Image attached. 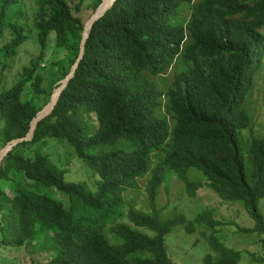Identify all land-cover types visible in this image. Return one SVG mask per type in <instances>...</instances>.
Instances as JSON below:
<instances>
[{
  "label": "trees",
  "instance_id": "1",
  "mask_svg": "<svg viewBox=\"0 0 264 264\" xmlns=\"http://www.w3.org/2000/svg\"><path fill=\"white\" fill-rule=\"evenodd\" d=\"M31 1L39 48L0 92L3 146L27 136L81 52L84 0ZM101 2L87 5L96 10ZM25 5L0 0V77L29 38ZM263 29L264 0H115L93 23L51 113L2 161L0 247L45 253L31 264H175L165 240L180 226L206 237L203 264H242L241 251L215 234L227 221L215 207L191 219L174 208L162 218L156 199L173 176L190 197L210 189L246 208L255 225L239 230L264 243V134L254 136L247 108L264 63ZM74 111L95 118L96 130H86ZM50 139L71 145L64 146L72 158L73 148L98 176L93 186L66 180L44 150ZM195 170L204 181L190 175ZM140 180L151 211L125 210V193Z\"/></svg>",
  "mask_w": 264,
  "mask_h": 264
},
{
  "label": "rangeland",
  "instance_id": "2",
  "mask_svg": "<svg viewBox=\"0 0 264 264\" xmlns=\"http://www.w3.org/2000/svg\"><path fill=\"white\" fill-rule=\"evenodd\" d=\"M92 0H84L81 10L79 12L84 21V25L90 24L92 15L96 12L91 5H87ZM74 2V0H73ZM106 2V1H105ZM33 2L26 0L24 18L27 16V23L30 25L29 38L18 49L17 55L8 61L7 68L3 71V76L0 77V92L6 88L12 87L18 78L21 77V72L24 66L30 64V59L38 52L37 30L33 27V12L31 10ZM105 7V6H104ZM112 7V6H111ZM264 31V29H263ZM55 32L52 31L49 35L48 58L55 57ZM44 71V75H46ZM62 85L63 80L59 81ZM58 82V83H59ZM46 82L45 86H47ZM57 84L56 86H58ZM57 88V87H56ZM54 88V90L56 89ZM53 90V92H54ZM53 94V93H52ZM28 93L25 94L28 97ZM52 97V95H51ZM251 97V98H250ZM248 110L253 117V134L254 136H262L264 134V63L260 70L255 74L253 79V86L248 96ZM50 102L46 104L48 107ZM46 106L42 109L44 110ZM47 109V108H46ZM45 109V110H46ZM50 110V108H49ZM83 123L86 130L94 132L97 128V121L92 116L86 113L74 111ZM65 144L71 146L67 142H59L55 139H50L48 146L44 148L45 152L51 156L57 166L66 170L65 178L68 181H86L90 186H93L98 179L96 174H93L89 166L79 159V157L72 151L74 157L70 154V148L64 146ZM7 145V144H6ZM4 147L0 144V152ZM69 151V152H67ZM245 155L249 156L248 145L245 146ZM197 173L198 178L203 175L199 171H190V175ZM1 181V180H0ZM165 186V187H164ZM9 193V190L7 189ZM196 197H190L185 189L184 182L173 176L168 185L162 184L158 190L156 199L157 208L162 210V218H167L168 212L171 213L174 208L183 210L186 217L191 219L194 215L203 211L205 207L212 206L217 210L216 217L221 219L226 218L224 225L219 226L216 231L218 236L227 246L240 250L242 254V264H264V243L260 236H256L254 232H245L239 230L242 228H253L255 225L254 218L249 214L248 210L236 203H228L222 200L218 194L212 190L202 188L198 190ZM125 210L130 207H135L143 211H151L148 204L147 192L145 182L140 180L139 186L135 189H128L125 193ZM166 203V204H164ZM67 207H70L66 205ZM259 210L264 215V198L258 204ZM207 235L212 234V230L204 229ZM263 238V237H262ZM168 255L173 259L175 264H203L204 256L210 252V245L205 236H203L199 229L192 233H186L185 228L180 226L173 228L172 232L168 234L165 240ZM45 254L40 251H34L31 247L23 248H3L0 247V264H31L33 259L43 260ZM263 258V259H262Z\"/></svg>",
  "mask_w": 264,
  "mask_h": 264
},
{
  "label": "water",
  "instance_id": "3",
  "mask_svg": "<svg viewBox=\"0 0 264 264\" xmlns=\"http://www.w3.org/2000/svg\"><path fill=\"white\" fill-rule=\"evenodd\" d=\"M115 1V0H114ZM113 1V2H114ZM103 2H104V0L102 1V3H101V5L103 4ZM113 2H112V4H113ZM112 4L110 5V7L112 6ZM100 5V6H101ZM99 6V7H100ZM99 7L97 8V10H96V12L94 13V15L92 16V18L90 19L91 20V26L93 25V23L96 21V20H98L100 17H102L103 15H104V13L106 12H103V13H98V9H99ZM109 7V8H110ZM91 26H90V28H91ZM88 35H89V32L87 33V35H85L84 34V32H83V38H82V42H81V52H80V55H79V58L77 59V61L75 62V64L72 66V69H71V72L66 76V78L63 80V83H62V85H61V88H60V93H61V91L66 87V85L68 84V81L70 80V78L74 75V73H75V69L77 68V66H78V63H79V61H80V59L82 58V55H83V53H84V44H85V42H86V38L88 37ZM60 93H59V95H60ZM58 98H59V96H58ZM58 98H57V100H58ZM57 100H56V102H55V104L57 103ZM55 104L51 107V109L50 110H48V111H45V109L44 110H42V111H39L38 112V114L36 115V117L32 120V128H31V130L29 131V133L27 134V136H25V137H23V138H18V139H14V140H12L11 142H9L7 145H6V147H4V149H3V151L2 152H0V168H1V165H2V161H3V159H4V157L7 155V153L16 145V144H18L19 142H21V141H23V140H30L32 137H33V131H34V129H35V127H36V125H37V122L39 121V120H42V118H44L45 116H47L48 114H50L51 113V111L53 110V108H54V106H55ZM47 107V106H46ZM44 108V107H43Z\"/></svg>",
  "mask_w": 264,
  "mask_h": 264
},
{
  "label": "bare ground",
  "instance_id": "4",
  "mask_svg": "<svg viewBox=\"0 0 264 264\" xmlns=\"http://www.w3.org/2000/svg\"><path fill=\"white\" fill-rule=\"evenodd\" d=\"M106 1V2H105ZM114 0H104V2H103V4L99 7V9H98V13H103L105 10H107L109 7H110V5L112 4V2H113ZM105 6V7H104ZM90 21V23H91V20H89ZM87 24V23H86ZM91 26V24H88L87 25V28H86V33H85V31H84V34L85 35H87V33L89 32V30H90V26ZM61 88V87H60ZM60 88L59 89H57L55 92L56 93H54V95L52 96V101L50 102V104L48 105V107H46L47 109L45 110V111H48L49 110V108L51 109V107L55 104V102H56V100H57V98H58V96H59V93H60Z\"/></svg>",
  "mask_w": 264,
  "mask_h": 264
},
{
  "label": "clouds",
  "instance_id": "5",
  "mask_svg": "<svg viewBox=\"0 0 264 264\" xmlns=\"http://www.w3.org/2000/svg\"><path fill=\"white\" fill-rule=\"evenodd\" d=\"M102 1H103V0H102ZM114 2H115V1H114ZM114 2H113V3H114ZM101 3H102V2H101ZM101 3H100V5H101ZM100 5H99V6H100ZM112 5H113V4H112ZM99 6H98V7H99ZM98 7H97V8H98ZM97 8H96V10H97ZM110 8H111V7H110ZM108 9H109V8H108ZM108 9H107V10H108ZM96 10H95V11H96ZM107 10H105V11H107ZM105 11H104V12H105ZM104 14H105V13H104ZM93 15H94V14H93ZM93 15H92V16H93ZM100 18H101V17H100ZM91 27H92V26H91ZM84 30H85V25H84ZM84 30H83V32H84ZM90 30H91V28H90ZM90 30H89V32H90ZM65 78H66V77H65ZM65 78H64V79H65ZM64 79H63V80H64ZM58 84L60 85V82H59ZM59 85H58V86H59ZM50 100H51V99H50ZM57 101H58V100H57ZM49 102H50V101H49ZM45 106H46V105H45ZM45 106H44V107H45ZM42 109H43V108H42Z\"/></svg>",
  "mask_w": 264,
  "mask_h": 264
}]
</instances>
